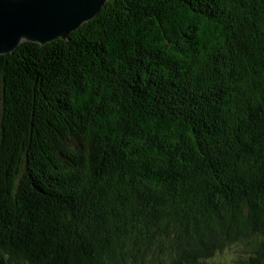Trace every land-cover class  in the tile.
<instances>
[{
	"label": "trees",
	"instance_id": "obj_1",
	"mask_svg": "<svg viewBox=\"0 0 264 264\" xmlns=\"http://www.w3.org/2000/svg\"><path fill=\"white\" fill-rule=\"evenodd\" d=\"M264 264V0H109L0 55V264Z\"/></svg>",
	"mask_w": 264,
	"mask_h": 264
},
{
	"label": "water",
	"instance_id": "obj_2",
	"mask_svg": "<svg viewBox=\"0 0 264 264\" xmlns=\"http://www.w3.org/2000/svg\"><path fill=\"white\" fill-rule=\"evenodd\" d=\"M109 0H0V55L22 43L68 40L95 19Z\"/></svg>",
	"mask_w": 264,
	"mask_h": 264
},
{
	"label": "rangeland",
	"instance_id": "obj_3",
	"mask_svg": "<svg viewBox=\"0 0 264 264\" xmlns=\"http://www.w3.org/2000/svg\"><path fill=\"white\" fill-rule=\"evenodd\" d=\"M235 253L232 250L227 251L224 255L211 261H201L199 264H233Z\"/></svg>",
	"mask_w": 264,
	"mask_h": 264
}]
</instances>
